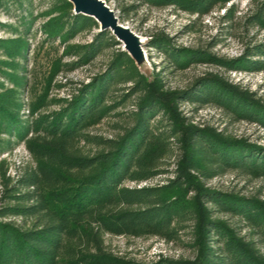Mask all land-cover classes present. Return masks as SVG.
I'll use <instances>...</instances> for the list:
<instances>
[{
	"label": "trees",
	"instance_id": "obj_1",
	"mask_svg": "<svg viewBox=\"0 0 264 264\" xmlns=\"http://www.w3.org/2000/svg\"><path fill=\"white\" fill-rule=\"evenodd\" d=\"M142 1L174 5L199 16L223 8L221 19L226 25L236 19L233 0ZM73 9L70 0H61L60 17L49 24L52 35L61 32L71 38L99 25L92 16ZM244 19L258 31L264 30V0H252ZM116 44L118 40L103 30L68 67L74 69ZM152 45L165 51L178 69L214 63L230 71H264V40L246 44L243 53L231 60L205 50L172 48L163 37ZM3 47L15 56L22 44L15 41ZM129 82L132 85L120 101L134 95L139 100L124 133L117 138L85 135L91 119L122 103L115 101L114 92ZM11 96L0 92V129L24 141L36 166L25 167L16 179L9 176L2 181L0 264H133L106 252L104 233L149 232L171 241L189 227L187 221L195 228L197 256L192 260L160 258L145 264H264V199L206 187L207 179L229 170L264 177V147L230 138L212 127L196 126L178 108L182 102L197 105L196 109L214 105L235 120L264 128V103L248 88L206 75L193 88L165 89L160 79L148 81L130 56L120 51L105 73L95 76L57 110L38 113L47 105L42 100L32 104L28 118L22 119L21 104ZM83 136L101 150L83 154L78 148ZM175 142L181 151L175 176L165 184L138 186L169 171L167 159L175 151ZM190 193L194 196L189 199ZM215 211L246 221L257 239H247L228 222L214 218Z\"/></svg>",
	"mask_w": 264,
	"mask_h": 264
},
{
	"label": "rangeland",
	"instance_id": "obj_2",
	"mask_svg": "<svg viewBox=\"0 0 264 264\" xmlns=\"http://www.w3.org/2000/svg\"><path fill=\"white\" fill-rule=\"evenodd\" d=\"M103 1L118 17L122 26L134 34L139 47L137 52L133 53L113 29H103L102 23L97 20L98 26L74 37L62 36L61 32L52 35L48 31L49 24L52 25L60 17L61 0H0V92L12 93L11 97L21 104L22 119L28 118L32 104L38 105L42 100L47 105L40 107L38 113L64 106L95 76L105 73L120 51L130 56L137 70L148 81L160 79L165 89L183 91L193 88L206 75H218L244 89L248 88L256 99L264 103V71H230L214 63H193L185 69H178L165 51L152 45L153 40L163 37L175 49L184 47L205 50L218 58L236 59L243 53L246 44L264 40V30L258 31L244 19L252 0L231 1L237 6L236 19L231 25H226L221 19L223 8L199 16L174 5L156 6L142 0ZM103 30L109 31V35H113L119 44L104 48L89 61L70 69L68 63L78 60L84 47L90 45ZM15 41L21 42L22 47L16 49L15 56H9L3 46ZM9 74H12V78ZM130 85L131 82L117 87L114 92L115 101L122 103L110 113L91 119L83 131L85 135L117 138L124 133L133 120L132 113L139 100V96L134 95L120 101L123 99L122 94L129 91ZM196 106L182 102L178 108L187 121L196 126L212 127L230 138L245 139L264 147L263 127L245 120H235L228 112L214 105L198 109ZM174 147L173 155L167 159L169 171L138 186L165 184L175 176L181 151L177 142ZM78 148L83 154L90 155L102 147L83 136L78 142ZM27 166H36V161L24 141L16 134L11 135L0 129V205L4 204L3 179L9 176L16 179ZM126 184L136 185L132 181ZM206 187L264 199V177L249 176L239 171L229 170L207 179ZM193 196L194 193H190L187 198ZM213 217L228 222L247 239H257L254 229L246 221L216 211ZM12 219L17 222L21 220L18 217ZM185 224L189 227L171 241L149 232L140 235L106 232L103 235L105 250L133 264L150 263L160 258L192 260L198 254L195 228L189 221Z\"/></svg>",
	"mask_w": 264,
	"mask_h": 264
},
{
	"label": "water",
	"instance_id": "obj_3",
	"mask_svg": "<svg viewBox=\"0 0 264 264\" xmlns=\"http://www.w3.org/2000/svg\"><path fill=\"white\" fill-rule=\"evenodd\" d=\"M74 3V12L82 13L94 17L102 23V28L113 29L114 33L125 41L128 48L133 52H137V46L134 34L127 28L123 27L118 17L114 14L110 7L103 0H70Z\"/></svg>",
	"mask_w": 264,
	"mask_h": 264
},
{
	"label": "built area",
	"instance_id": "obj_4",
	"mask_svg": "<svg viewBox=\"0 0 264 264\" xmlns=\"http://www.w3.org/2000/svg\"><path fill=\"white\" fill-rule=\"evenodd\" d=\"M145 183H147V182H145Z\"/></svg>",
	"mask_w": 264,
	"mask_h": 264
}]
</instances>
